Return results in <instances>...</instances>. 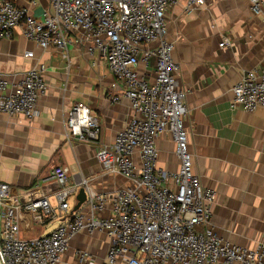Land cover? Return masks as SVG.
I'll return each instance as SVG.
<instances>
[{
    "label": "built area",
    "instance_id": "built-area-1",
    "mask_svg": "<svg viewBox=\"0 0 264 264\" xmlns=\"http://www.w3.org/2000/svg\"><path fill=\"white\" fill-rule=\"evenodd\" d=\"M181 2L186 13L205 4V0H49L48 9L33 18L10 0H0V40L11 39L19 27L26 40L63 57L67 45L84 46L89 56L96 53L104 60L132 111L112 144L99 145L95 153L102 172L125 179L129 187L98 193L85 180L70 184L69 170L58 165L46 180L20 195L0 183V264H58L70 238L95 231L108 239L102 264H264V243L250 250L216 234L211 225L215 192L201 187L192 172L183 125L185 92L177 82L180 67L173 60L165 20ZM248 4L264 24L260 1ZM43 71V66L29 69L18 81L0 74V113L36 117L37 101L46 91ZM231 93V108L249 114L264 108V68L244 72ZM65 126L69 139L99 144L100 125L87 106L74 104ZM163 134L174 143L180 164L176 172L156 167L155 144ZM43 184L49 185L46 190ZM79 189L84 190L85 201L71 213V200ZM26 222L60 223L49 234L23 239L20 228ZM75 256L78 264H93L86 252Z\"/></svg>",
    "mask_w": 264,
    "mask_h": 264
},
{
    "label": "crops",
    "instance_id": "crops-1",
    "mask_svg": "<svg viewBox=\"0 0 264 264\" xmlns=\"http://www.w3.org/2000/svg\"><path fill=\"white\" fill-rule=\"evenodd\" d=\"M10 1L33 18L49 6V0ZM259 1L264 10V0ZM183 4L171 8L165 20L173 60L180 67L177 82L185 92L183 125L192 172L201 187L215 192L211 225L216 234L253 250L264 243V108L251 114L231 108V89L244 72L264 68V24L250 12L248 0H205L190 13ZM222 41L227 43L220 48ZM26 53L32 56L25 58ZM38 66L44 68L46 91L37 101V116L28 120L0 113V183L20 195L46 180L58 165L69 170L70 184L85 180L98 193L129 187L125 179L103 173L95 158L97 147L112 144L132 117L128 100L120 97L122 85L104 60L96 53L89 56L80 44L67 45L65 57L52 48L42 50L26 40L19 27L11 39L0 40L1 75L18 81ZM138 71L143 72L141 65ZM76 103L97 118L99 144L67 136V115ZM155 146L156 167L176 172L180 164L170 136L163 134ZM48 186L43 184V190ZM59 223L26 222L20 237L49 234ZM107 244L102 232H80L70 238L58 264H78L76 252H86L93 264H102Z\"/></svg>",
    "mask_w": 264,
    "mask_h": 264
},
{
    "label": "water",
    "instance_id": "water-1",
    "mask_svg": "<svg viewBox=\"0 0 264 264\" xmlns=\"http://www.w3.org/2000/svg\"><path fill=\"white\" fill-rule=\"evenodd\" d=\"M76 200V204L73 206L71 213H73L74 211H77L79 209V207L84 203L85 201V192L83 189H79L78 193L75 197Z\"/></svg>",
    "mask_w": 264,
    "mask_h": 264
}]
</instances>
